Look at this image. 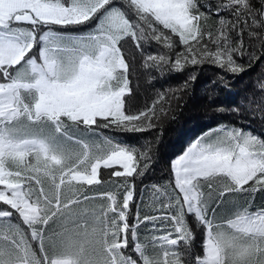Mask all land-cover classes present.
Wrapping results in <instances>:
<instances>
[{"label": "snow or ice", "instance_id": "6c2138e0", "mask_svg": "<svg viewBox=\"0 0 264 264\" xmlns=\"http://www.w3.org/2000/svg\"><path fill=\"white\" fill-rule=\"evenodd\" d=\"M262 57L264 0H0V264H264V138L208 129L142 212L153 142L105 134L158 129L195 79L136 107L137 58L149 76L212 66L227 87ZM253 88L217 111L264 121V76Z\"/></svg>", "mask_w": 264, "mask_h": 264}, {"label": "trees", "instance_id": "16d2710c", "mask_svg": "<svg viewBox=\"0 0 264 264\" xmlns=\"http://www.w3.org/2000/svg\"><path fill=\"white\" fill-rule=\"evenodd\" d=\"M141 63L137 58L130 76L133 95L129 102L136 107H143L146 102H150L157 91L182 85L188 79L189 72L195 77L180 93V98L172 101L171 113L158 129L135 135L105 132L106 135L137 146L143 145L146 141L153 142L154 164L142 182L137 180L135 203L141 206L143 212L147 210L145 205L149 200L144 186L165 181L169 176L170 160L181 154L191 141L208 129L221 122L232 123L264 138V121L253 119L247 113L238 117L227 111L223 113L217 111L218 107L229 109L239 105L249 93L253 92V86L258 78L264 76V57L239 77L226 76L227 87L221 81V77L225 74L212 66L205 65L202 68L164 76L152 71L150 79L149 73L142 68ZM102 174L107 177L106 170H102ZM254 203L257 206L264 204V197L257 194ZM189 223L195 232L193 251L199 252L203 238L202 231L191 217Z\"/></svg>", "mask_w": 264, "mask_h": 264}]
</instances>
